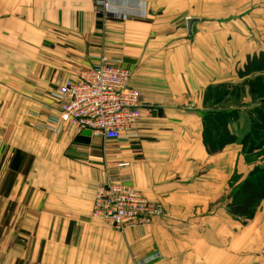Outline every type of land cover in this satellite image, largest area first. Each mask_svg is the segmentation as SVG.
I'll list each match as a JSON object with an SVG mask.
<instances>
[{
    "label": "crops",
    "instance_id": "crops-1",
    "mask_svg": "<svg viewBox=\"0 0 264 264\" xmlns=\"http://www.w3.org/2000/svg\"><path fill=\"white\" fill-rule=\"evenodd\" d=\"M106 1L107 16L95 0H0V180L15 150L33 156L0 194V264H135L153 253L149 264H262L264 200L246 221L227 208L260 162L242 154L235 122V142L208 152L202 112L218 106L209 87L240 82L238 68L264 52V0ZM100 53L127 68L140 93L132 136L53 133L49 92ZM108 177L162 214L123 231L93 218L95 187ZM16 220L23 236L10 243Z\"/></svg>",
    "mask_w": 264,
    "mask_h": 264
},
{
    "label": "built area",
    "instance_id": "built-area-1",
    "mask_svg": "<svg viewBox=\"0 0 264 264\" xmlns=\"http://www.w3.org/2000/svg\"><path fill=\"white\" fill-rule=\"evenodd\" d=\"M95 4L99 12L108 15L106 0H95ZM129 75L127 68L100 53L96 63L81 69L75 78L58 83L49 92L56 103L55 114L48 120L52 132L64 127L86 129L108 143L132 136L130 130L140 117L142 102L139 91L128 85ZM127 165L124 161L117 167ZM162 212L160 203L119 179L108 177L95 187L91 216L111 222L119 231L147 225ZM258 255L264 264V245ZM158 257L149 254L135 264H149Z\"/></svg>",
    "mask_w": 264,
    "mask_h": 264
},
{
    "label": "trees",
    "instance_id": "trees-1",
    "mask_svg": "<svg viewBox=\"0 0 264 264\" xmlns=\"http://www.w3.org/2000/svg\"><path fill=\"white\" fill-rule=\"evenodd\" d=\"M264 69V54H254L247 57L246 61L238 68L237 74L246 80L247 76L255 71ZM258 85H262L261 78L257 77ZM244 81L243 85H248ZM233 85H217L209 87L205 92L206 99L218 104L217 108L202 112L203 142L208 152L221 150L225 145L235 142L236 136L229 129V124L237 120L238 107L224 108L221 104L229 95L233 94ZM242 86H240V89ZM237 89V88H236ZM238 93V90L236 91ZM261 96H264L261 94ZM249 130L241 138V152L248 162L259 157L262 161L255 165V171L249 174L233 187L231 199L227 204L229 214L246 221L254 216L260 201L264 200V98L262 102L247 110ZM33 161V156L20 150H15L0 180V194L8 195L17 174L26 176ZM11 205L8 210L11 209ZM9 217L4 219L7 224Z\"/></svg>",
    "mask_w": 264,
    "mask_h": 264
},
{
    "label": "rangeland",
    "instance_id": "rangeland-1",
    "mask_svg": "<svg viewBox=\"0 0 264 264\" xmlns=\"http://www.w3.org/2000/svg\"><path fill=\"white\" fill-rule=\"evenodd\" d=\"M262 53L264 54V52ZM257 77L261 78L262 85H258ZM246 80L249 81V84L243 85L244 81ZM246 80H244L243 78L240 82L233 83V94L229 95L225 101V104L231 105L233 103L234 107H238L239 109V116L237 120L234 121L237 124L236 129H234V132L236 130L237 134L240 131L244 133L249 130L250 124L247 110L255 105H258L260 102H262L264 98V96H261V94L264 95V69L252 72L247 76ZM240 86H242L241 89ZM237 90L238 93H236ZM256 160L261 162L262 157H259ZM20 232L21 228L19 225V221H13L11 231L8 236V241L11 243L14 241V238L22 237L23 235L20 234ZM18 234H20L21 236H18Z\"/></svg>",
    "mask_w": 264,
    "mask_h": 264
},
{
    "label": "water",
    "instance_id": "water-1",
    "mask_svg": "<svg viewBox=\"0 0 264 264\" xmlns=\"http://www.w3.org/2000/svg\"><path fill=\"white\" fill-rule=\"evenodd\" d=\"M194 21H195V19H189V20L187 21V30H188V32L191 31V26H192V23H193ZM254 171H255V168L252 169V170L249 172V174H252Z\"/></svg>",
    "mask_w": 264,
    "mask_h": 264
}]
</instances>
